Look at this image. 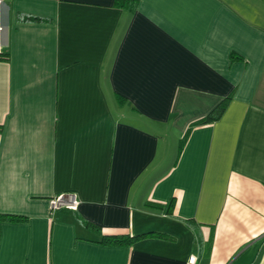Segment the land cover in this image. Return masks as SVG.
<instances>
[{
	"label": "crops",
	"instance_id": "1",
	"mask_svg": "<svg viewBox=\"0 0 264 264\" xmlns=\"http://www.w3.org/2000/svg\"><path fill=\"white\" fill-rule=\"evenodd\" d=\"M134 2L0 0V264H264V0Z\"/></svg>",
	"mask_w": 264,
	"mask_h": 264
},
{
	"label": "trees",
	"instance_id": "2",
	"mask_svg": "<svg viewBox=\"0 0 264 264\" xmlns=\"http://www.w3.org/2000/svg\"><path fill=\"white\" fill-rule=\"evenodd\" d=\"M128 2V4H133L134 5V0H116V5L117 6H126L125 3ZM30 20H34L36 21V19H30ZM0 60H8L7 55L6 54H2V52H0ZM225 111V103L224 101L222 103H220L218 106H216L204 119H202L200 121V124L206 125V124H211V123H215L217 121H219V119L222 117L223 113ZM167 213H169V211H167ZM23 219L21 217H17V216H0V221H7V222H14V221H22ZM89 225V224H88ZM148 236V234H147ZM144 236H126L124 238V236H105L103 237V242L107 243V244H113V245H117V244H131L137 240H139L140 238H142Z\"/></svg>",
	"mask_w": 264,
	"mask_h": 264
},
{
	"label": "built area",
	"instance_id": "3",
	"mask_svg": "<svg viewBox=\"0 0 264 264\" xmlns=\"http://www.w3.org/2000/svg\"><path fill=\"white\" fill-rule=\"evenodd\" d=\"M78 205V200L75 194H63L56 196L50 201V207L53 211L67 209L75 211ZM188 264H194L193 259H189Z\"/></svg>",
	"mask_w": 264,
	"mask_h": 264
}]
</instances>
